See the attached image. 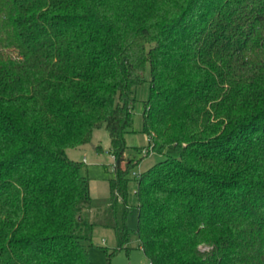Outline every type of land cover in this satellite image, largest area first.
Segmentation results:
<instances>
[{
  "label": "trees",
  "instance_id": "obj_1",
  "mask_svg": "<svg viewBox=\"0 0 264 264\" xmlns=\"http://www.w3.org/2000/svg\"><path fill=\"white\" fill-rule=\"evenodd\" d=\"M147 65L142 149L163 157L134 177L148 264H264V0H0V264H92L96 225L128 249ZM101 127L103 208L66 153Z\"/></svg>",
  "mask_w": 264,
  "mask_h": 264
},
{
  "label": "rangeland",
  "instance_id": "obj_2",
  "mask_svg": "<svg viewBox=\"0 0 264 264\" xmlns=\"http://www.w3.org/2000/svg\"><path fill=\"white\" fill-rule=\"evenodd\" d=\"M149 78L150 72L147 65L145 82L134 90L133 132L126 134L128 148L125 155L129 158H142L140 163L129 174L132 180L128 186V204L131 206L127 217V225L130 228L131 235L129 242L125 245L128 249L122 248L112 252L117 248V240L113 229L96 225L93 228L91 241L86 245L92 264H148L143 251L139 248V237L136 234L138 212L134 193L136 188L134 177L148 170L163 158L162 155L148 151V149H142L147 145V138L142 132V111L143 101L149 95ZM97 146L101 150H97ZM66 153L70 159L83 162L81 173L87 177L88 195L100 207H105L109 196L108 179L113 175L114 163L113 156L110 153V140L106 129L104 127L95 129L88 143L68 148ZM107 253L112 254L108 256Z\"/></svg>",
  "mask_w": 264,
  "mask_h": 264
},
{
  "label": "built area",
  "instance_id": "obj_3",
  "mask_svg": "<svg viewBox=\"0 0 264 264\" xmlns=\"http://www.w3.org/2000/svg\"><path fill=\"white\" fill-rule=\"evenodd\" d=\"M133 174H135V173H133Z\"/></svg>",
  "mask_w": 264,
  "mask_h": 264
}]
</instances>
